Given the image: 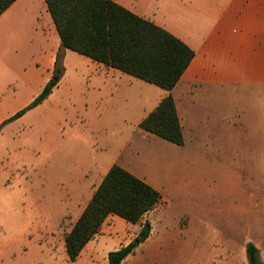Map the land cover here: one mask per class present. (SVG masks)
<instances>
[{"label":"rangeland","instance_id":"1","mask_svg":"<svg viewBox=\"0 0 264 264\" xmlns=\"http://www.w3.org/2000/svg\"><path fill=\"white\" fill-rule=\"evenodd\" d=\"M127 1L148 19L189 40L194 49L204 48L216 23V0ZM21 16H0V194L7 198L4 208L10 217L6 230L0 231L4 240L0 264H72L65 236L77 215L70 204L76 182L94 181L85 162L101 156L109 163L120 153L136 157L137 151L143 158L139 167L148 169L163 199L151 217L155 231L138 252L145 253L150 264H240V258H247L250 241L262 239L264 245V141L242 134L246 129L264 134V128L256 127L264 116V74L259 79L256 66L243 72L236 64L238 33L224 37L223 45L230 41L228 56L214 51L218 62L219 57L228 60L222 78L195 85L192 66L180 83L175 95L186 105L190 129L184 144L172 148V142L157 135L149 139L140 127L146 104L139 90L128 94L126 85L96 76L86 63H70L41 104L9 120L41 93L37 91L45 75L38 65L44 49L42 21L36 13ZM186 86L218 91L214 98L202 95L195 104ZM223 106L231 130L222 122ZM247 114L251 127L242 129ZM173 151L182 153L181 167L175 166ZM117 220L118 234L108 247L126 236L125 219ZM129 225L125 238L131 242L139 232ZM225 248L234 254L221 253ZM78 264L109 263L100 253ZM123 264L133 261L128 258Z\"/></svg>","mask_w":264,"mask_h":264},{"label":"trees","instance_id":"2","mask_svg":"<svg viewBox=\"0 0 264 264\" xmlns=\"http://www.w3.org/2000/svg\"><path fill=\"white\" fill-rule=\"evenodd\" d=\"M16 0H0V14ZM60 36L53 77L26 110L41 104L58 86L65 74L64 53L70 49L106 66L155 84L169 92L181 80L195 58V50L166 28L150 21L115 0H45ZM140 127L177 145L184 134L176 107L169 93L140 123ZM162 201L161 192L118 164L112 165L84 211L65 236L68 258L74 262L101 230L106 219L117 215L136 224ZM152 231L146 220L139 231L140 243ZM135 240L108 253L109 264H122L138 246ZM249 264H264L258 247H246Z\"/></svg>","mask_w":264,"mask_h":264},{"label":"crops","instance_id":"3","mask_svg":"<svg viewBox=\"0 0 264 264\" xmlns=\"http://www.w3.org/2000/svg\"><path fill=\"white\" fill-rule=\"evenodd\" d=\"M115 1L123 5L124 7L130 9L131 11L135 12L136 14L148 19L145 15H143L142 12H140L137 9V6H135L133 3H130L127 0H115ZM216 1H217V8L214 17L216 23L214 27L210 29L211 34L209 40L204 43L205 45L203 46L204 47L203 49L199 50L197 48L196 49L193 48L196 53L195 58L193 59L187 71L182 76L181 80L178 82V84L174 87V89L171 92L155 84L149 83L147 81L134 77L130 74H127L123 71H120L116 68L106 66L103 63L95 61L87 56L81 54H79L81 56H75L72 52H69L70 49L65 50L64 53L65 72L68 71V65L72 62H78L81 64L86 63L91 66L96 76L101 77L105 75V80L117 79V81L114 82V84L116 83L119 84L120 86L126 85V90L128 91V94H130L131 92L135 93L136 90L137 91L139 90L140 94L145 97L143 103L146 104L144 106V110L142 113L143 115L139 123H141L144 118H146L151 112H153L160 104V102L169 93H171L176 102V107L181 121L183 134H185V132H187V130L190 129V127L188 126L189 120L187 118L186 107H185L186 105L179 101L178 95L177 94L175 95V93L180 83H182V81L189 73L192 66L195 67L193 73V79L195 81V85H197L196 82H198L199 80L205 82L209 81L212 83L215 82L216 79L223 77L224 73L222 70H224L228 66V60L226 58L219 57L220 62H218L216 57L214 58L213 55H214V51L216 50L217 54L223 55L225 53L228 56V50H229L228 45L230 41L229 40L228 42L226 41L227 46L223 45L225 36L228 38V36H230V33H238V35L235 36L236 46L234 47L235 55L237 58L236 64H240V66L243 67L242 68L243 72L248 71L250 68H254L256 66V69L259 74V79L261 78V73L264 74V0H216ZM8 13H11L12 15L18 14V16L22 15L21 17L18 18H23V16L28 13H36L38 17H40L38 19L42 21L41 40L44 49L39 57L38 65H39V69L42 72H45V75L43 76L42 82L37 91V94H39L53 76L55 62L57 58V52L61 44L60 36L56 30L53 19L48 11V7L45 0H16L0 16L2 17ZM16 27L19 29L24 28L22 26L19 27L17 25ZM166 29L170 30L169 28ZM170 32L173 33V31L171 30ZM222 32H227V34L226 35L222 34ZM173 34L181 38L183 41H185L188 45L192 47L193 44L191 45V42L189 40L184 39L183 37H181L176 33ZM125 75H130V77L132 78H127L128 76ZM186 90H187L186 94L189 93L193 94V102L195 104L199 103L198 101L201 99L202 95L209 93L210 96L214 98L213 96H216V92L218 91L213 87L203 88L198 86H193V88L186 86L185 91ZM262 96H263L262 102L264 103V87L262 89ZM246 105H247V97H244L243 95L241 107H240V110L243 113L245 112L244 108L246 107ZM223 111H224V106L220 111L222 112L221 114L222 122L224 123L227 129L231 130L233 129V126H231L230 124L231 121L229 122L227 120V115L224 114ZM247 119H249L248 114L244 116V118H242L243 121L240 123L242 129L244 127H251L250 124L247 122ZM256 127L257 129L264 128V116L262 117V120L258 121ZM145 132L149 134L148 135L149 139L153 137L152 135H154L147 131ZM242 134L245 137H249L250 135L258 138L260 137L261 140L264 141V134H251V132H249L248 129H246V131H244ZM172 144L173 146L171 147L174 148L175 147L174 145L176 144L174 143ZM173 152L174 155H177L175 156L176 159L175 166L181 167L182 163L180 161V158H182L181 156L182 153L179 152L175 153V151ZM140 154L141 153L137 151L136 157L133 156L124 157V154L120 153L116 155V157L109 163L104 161L101 156H96L95 158L87 159V161L84 164V168L86 172L94 176V181L84 180L83 183L76 182L77 184L76 192L74 193L72 198L73 200L70 204L72 213L77 215L76 220H78V218L84 211L85 207L89 203L90 199L92 198L94 192L99 187L105 175L108 173V171L114 164H118L122 166L129 172L145 180L147 183L151 184L153 187L159 190L157 183L151 177L150 173L148 172V169L144 171L141 169L142 167L141 168L139 167L138 160L140 159V163H142L141 159H143ZM73 187H75L74 183H72V188ZM6 202H7V198L4 195L0 194V231H3L4 229L6 230L8 223L10 222L8 209L4 208ZM161 203L153 210L147 212L144 215V217L141 219V221L136 224L127 222L125 220L126 222H124V225L127 228L124 234L126 235L125 237L129 236L128 231L131 229V226L129 224H132L134 225V227H137L131 231L139 232L142 227V224L146 220L151 222L152 231L148 239L143 243H139V245L135 248L134 252L130 254L122 262V264L128 258L132 259L133 264L137 259L138 261L141 262V264H150L149 263L150 258H148L145 253L138 255V252L142 251L143 249L142 245L150 240V238L153 235V232L155 231V225L153 224L151 217L161 206ZM118 217L119 216L117 215L111 214L104 222L100 232L91 241H89L86 244V246L80 253L77 260L74 262H71L70 260L69 261L72 264H78L81 259L85 258L88 260H92L94 256H98L100 253H102L104 258L105 257L108 258V253L110 251L118 249L123 245H127L129 241L128 239L126 240L125 237H122L123 236L122 235L117 245H115L114 247H108V244L110 243L111 239L114 236H117L118 234V232L116 233L115 230ZM1 238L2 239H0V248L2 247L3 244L2 242L4 241L2 236ZM261 240L262 239H258L257 243H254L252 241L250 242L254 243L258 247L260 260L262 263H264V245H262ZM149 250L152 252L158 251V249L153 250L152 248H150ZM221 253L234 254V250L225 248L224 250H222ZM242 258H240V264H242V262L244 263V259L247 261V258L245 257ZM230 261L236 262L235 259L233 260L231 259Z\"/></svg>","mask_w":264,"mask_h":264},{"label":"water","instance_id":"4","mask_svg":"<svg viewBox=\"0 0 264 264\" xmlns=\"http://www.w3.org/2000/svg\"><path fill=\"white\" fill-rule=\"evenodd\" d=\"M135 242H136L137 244H139V243H140V241H139V239H138V238H136V239H135Z\"/></svg>","mask_w":264,"mask_h":264}]
</instances>
